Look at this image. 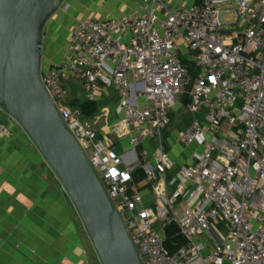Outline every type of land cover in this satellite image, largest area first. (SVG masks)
Listing matches in <instances>:
<instances>
[{"label":"built area","instance_id":"built-area-1","mask_svg":"<svg viewBox=\"0 0 264 264\" xmlns=\"http://www.w3.org/2000/svg\"><path fill=\"white\" fill-rule=\"evenodd\" d=\"M70 79L90 101L103 87L116 90L134 159L117 156L86 126L67 97ZM41 80L142 264H264V0H192L175 10L167 0H142L131 14L84 19L63 60L43 69ZM185 97L193 118L176 141L194 150L169 177L176 163L162 141L154 161L137 149L161 137ZM12 132L0 118V135ZM138 169L147 177L135 184ZM171 225L185 238L174 251L165 237Z\"/></svg>","mask_w":264,"mask_h":264},{"label":"crops","instance_id":"crops-1","mask_svg":"<svg viewBox=\"0 0 264 264\" xmlns=\"http://www.w3.org/2000/svg\"><path fill=\"white\" fill-rule=\"evenodd\" d=\"M141 1L66 0L43 32L44 51L48 39L52 48L50 57L45 58L44 54L45 67L63 60L72 30L79 21L131 14ZM167 3L175 10L190 5L192 0H167ZM76 85L79 84L75 79L68 80V99H85L84 94L80 98L75 94ZM97 101L103 113L96 114L94 121L105 124L99 136L106 144L114 145L127 162L134 159L130 137L120 124L123 114L116 112V90L103 87ZM188 102L187 97L183 98L170 116L178 109L189 113ZM0 118L9 122L13 130L11 134L0 135V264H97L88 246L89 235L83 220L50 164L18 123L11 122L2 111ZM184 130H172L167 140L171 145L167 154L180 167L191 161L194 150V146L177 143L176 138ZM144 148L150 152V142H145ZM144 196L150 203L152 194L148 189L144 190Z\"/></svg>","mask_w":264,"mask_h":264},{"label":"water","instance_id":"water-1","mask_svg":"<svg viewBox=\"0 0 264 264\" xmlns=\"http://www.w3.org/2000/svg\"><path fill=\"white\" fill-rule=\"evenodd\" d=\"M65 2L0 0V108L29 134L50 164L102 264H142L94 168L42 84L43 32Z\"/></svg>","mask_w":264,"mask_h":264},{"label":"rangeland","instance_id":"rangeland-1","mask_svg":"<svg viewBox=\"0 0 264 264\" xmlns=\"http://www.w3.org/2000/svg\"><path fill=\"white\" fill-rule=\"evenodd\" d=\"M223 8L224 9H229L230 7H229L228 4H224ZM229 14H230L229 11H227V10L224 11L223 18L227 17ZM48 42H49V39L47 40V48H46V51H45V55H46L45 58L50 57L49 55L52 52V48H50V44L48 45ZM54 57L57 58L59 56H54ZM181 58H182V60H184V59L187 60V58L185 56H183ZM75 94H77L78 98H80V96H82L84 94L82 89H81V87H80V84L76 85ZM84 97H85V94H84ZM83 99L84 98H81L80 100H83ZM76 100H79V99L71 98L70 102H73V101H76ZM183 103H185V100L183 101ZM102 113H103V111H102V109H100V111L97 113V116H100ZM116 118H118V117H116ZM192 118H193L192 114L190 112L188 113L185 109L175 110L170 116L171 123L162 132L161 137L158 138V139L150 141V145H151L152 150L150 152H148L144 148V150L147 152V154L149 153L151 155V156H148V159H152L153 161L157 159V157H158L157 150L159 148V142H158L159 140L162 141V143H163L165 153H168L170 151L171 145L169 144V142L167 140L171 136V131L172 130L174 131V130L186 129L187 127L190 126V124L192 122ZM85 124L90 130L95 131L98 135H99L98 132H101V130L103 128V125L105 126V124H103L102 122L99 123V124H96V122L94 121V117L85 118ZM192 148H194V147H192ZM115 154L117 156H119L120 152L115 151ZM179 168H180V166L176 164L174 169L169 170L167 175L169 177L175 176V174L177 173ZM88 246L90 247V250H92V254L95 256V260H96L97 264H102V262H101V260H100V258L98 256V253H97V251H96V249H95V247H94V245L92 243V240H91L90 236H89V240H88Z\"/></svg>","mask_w":264,"mask_h":264},{"label":"trees","instance_id":"trees-1","mask_svg":"<svg viewBox=\"0 0 264 264\" xmlns=\"http://www.w3.org/2000/svg\"><path fill=\"white\" fill-rule=\"evenodd\" d=\"M185 64H187L190 68V71L193 75H196L198 72V68L191 62L186 59L183 60ZM70 102V101H69ZM71 106L79 107L83 112L84 118H92L99 111V102L98 101H90L87 99L84 100H76L70 102ZM138 153L143 151V147H139ZM146 173L142 169H138L132 174V181L135 184H139L146 179ZM165 237H166V245L171 250L174 251L179 246H182L185 243L184 236L180 233L178 227L176 225H171L165 229Z\"/></svg>","mask_w":264,"mask_h":264}]
</instances>
